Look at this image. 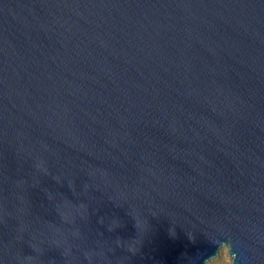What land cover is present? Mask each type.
I'll list each match as a JSON object with an SVG mask.
<instances>
[{
	"label": "water",
	"instance_id": "95a60500",
	"mask_svg": "<svg viewBox=\"0 0 264 264\" xmlns=\"http://www.w3.org/2000/svg\"><path fill=\"white\" fill-rule=\"evenodd\" d=\"M264 264V0H0V264Z\"/></svg>",
	"mask_w": 264,
	"mask_h": 264
},
{
	"label": "rangeland",
	"instance_id": "374dc122",
	"mask_svg": "<svg viewBox=\"0 0 264 264\" xmlns=\"http://www.w3.org/2000/svg\"><path fill=\"white\" fill-rule=\"evenodd\" d=\"M208 264H231V258L228 250L226 248H222L218 256L211 260Z\"/></svg>",
	"mask_w": 264,
	"mask_h": 264
}]
</instances>
